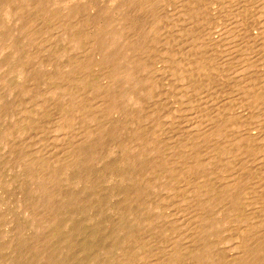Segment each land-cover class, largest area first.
<instances>
[{
	"label": "rangeland",
	"instance_id": "1",
	"mask_svg": "<svg viewBox=\"0 0 264 264\" xmlns=\"http://www.w3.org/2000/svg\"><path fill=\"white\" fill-rule=\"evenodd\" d=\"M33 29L0 73V219L34 156L43 264H264V0H43Z\"/></svg>",
	"mask_w": 264,
	"mask_h": 264
},
{
	"label": "bare ground",
	"instance_id": "2",
	"mask_svg": "<svg viewBox=\"0 0 264 264\" xmlns=\"http://www.w3.org/2000/svg\"><path fill=\"white\" fill-rule=\"evenodd\" d=\"M239 2V1H238ZM236 3V2H235ZM237 4V3H236ZM34 10V12H33ZM179 15V14H178ZM238 20V19H237ZM239 21V20H238ZM16 23L17 25V35L11 33L10 24ZM41 25L43 27V0H0V73L2 70L5 69L6 65H10L11 69L9 70V74H26L30 71V69H33L35 66L33 64V67L27 65L26 62L29 60H32L34 56L38 55L37 53L32 54L30 49L33 47V43H36L37 41H40L37 39V35L43 33V29H40L37 32H34V27L37 25ZM35 25V26H34ZM80 25V24H79ZM231 29V28H230ZM222 30V29H221ZM43 35V34H42ZM41 35V36H42ZM86 37V35H85ZM221 37V36H220ZM41 46L42 51V59L43 61V37L41 40V43H39ZM24 47H23V46ZM90 45V44H88ZM25 47H28L29 49L26 50ZM224 49V48H223ZM68 50V49H67ZM36 52V51H35ZM39 53V52H38ZM41 53V52H40ZM39 53V54H40ZM227 54V53H226ZM26 56V58H25ZM90 56V55H89ZM37 57V56H36ZM26 61H24L25 59ZM228 58V57H227ZM21 61L20 63H23V65H19L18 61ZM40 60V59H39ZM245 61V60H244ZM39 62V61H38ZM231 62V61H230ZM246 62V61H245ZM32 64V62H29ZM16 65H19L18 68ZM43 65V64H42ZM29 66V67H28ZM93 71V70H92ZM43 72V66H40L39 68H36L33 73V78H35L36 75H41ZM22 76V75H21ZM19 76V77H21ZM232 76V75H231ZM8 77V76H7ZM24 77V76H22ZM41 77V76H40ZM4 76L0 77V83L4 82ZM31 80V81H32ZM19 81V80H18ZM31 83V82H30ZM43 84V81L41 83L39 82L37 86H41ZM206 84V83H205ZM24 85V84H23ZM33 85V83H32ZM32 85L30 88H32ZM86 85V84H85ZM26 86V85H25ZM69 86V85H68ZM16 87V86H15ZM34 87V86H33ZM67 87V86H66ZM24 88V87H22ZM77 88V87H76ZM205 88V86H204ZM29 89V88H24ZM23 89V90H24ZM35 89V87L33 88ZM11 90V89H10ZM93 90V89H91ZM31 90H29L30 92ZM3 90H1L0 86V120H3V106H1V97ZM13 92V90H12ZM78 92V91H77ZM253 92V91H252ZM264 92V91H263ZM41 95V93H39ZM89 94V93H88ZM39 96V95H38ZM18 98V97H17ZM20 100V98H18ZM31 99V98H30ZM132 99V98H131ZM22 100V98H21ZM18 101V100H17ZM43 101V100H42ZM93 101V100H92ZM24 102V101H23ZM22 103V102H21ZM24 104V103H23ZM21 104V106L23 105ZM26 104V103H25ZM24 104V105H25ZM38 103L37 105H39ZM18 106V104H16ZM32 105V104H31ZM36 105V106H37ZM98 105V104H97ZM105 105V104H101ZM16 106V107H17ZM27 106V104H26ZM35 106V107H36ZM40 106V105H39ZM42 106V103H41ZM30 107V106H29ZM27 107V109H32L33 107ZM84 107V106H83ZM93 107V106H92ZM247 107V106H246ZM21 108V107H20ZM24 108V107H23ZM8 109V108H7ZM25 109V110H27ZM36 109V108H35ZM34 109V110H35ZM41 109V108H40ZM40 109L35 112L36 116L40 115ZM81 109V108H80ZM11 110V109H10ZM249 110V109H248ZM7 111V110H6ZM17 111V110H16ZM24 111V110H23ZM33 111V110H32ZM41 111H43L41 109ZM103 111V110H102ZM26 112V111H25ZM32 112V113H34ZM94 112V111H93ZM6 113V112H5ZM27 113V112H26ZM31 116H34L31 114V112L28 111ZM74 113V112H73ZM9 114V113H8ZM15 114V113H14ZM7 116V114H5ZM220 115V114H219ZM218 115V116H219ZM5 116V117H6ZM13 118L14 115L12 114ZM34 116V117H36ZM94 116V115H93ZM9 117V116H8ZM16 117V116H15ZM95 117V116H94ZM264 117V116H263ZM8 119V118H7ZM15 119V118H14ZM31 120V118H29ZM34 119V118H33ZM38 119V118H36ZM13 120V119H12ZM24 119H22L23 121ZM39 120V119H38ZM21 121V122H22ZM26 121V120H25ZM28 121V119H27ZM16 122V121H15ZM14 122V124H15ZM24 122V121H23ZM36 122V121H35ZM28 124L31 122H27ZM24 123L23 125L27 124ZM38 123V122H37ZM36 123V125H37ZM13 124V125H14ZM27 124V125H28ZM35 124V123H34ZM17 125V124H16ZM21 125V124H20ZM19 125V126H20ZM33 125V124H32ZM43 125V124H42ZM1 126V125H0ZM35 126V125H34ZM41 125L39 124V127ZM105 126V125H104ZM231 126V125H229ZM228 126V127H229ZM38 127V126H35ZM58 127V126H57ZM23 128V127H22ZM39 131H42L43 129L38 128ZM36 129V130H38ZM65 129V128H64ZM227 129V128H226ZM9 130V129H8ZM12 130V129H11ZM18 130V129H17ZM4 131V130H3ZM20 131V128H19ZM22 131H25L22 129ZM31 131V130H30ZM100 131V130H99ZM21 132V131H20ZM26 132V131H25ZM32 132V131H31ZM35 132V131H34ZM38 132V131H37ZM43 132V131H42ZM77 132V131H76ZM10 133V132H9ZM24 133V132H23ZM27 133V132H26ZM73 133V131H72ZM7 134V132H6ZM15 134V133H14ZM20 134V133H19ZM3 135V134H2ZM5 135V134H4ZM11 135V133H10ZM21 135V134H20ZM43 135V134H42ZM69 135V134H68ZM93 135V134H92ZM13 136V135H12ZM17 136V135H16ZM33 137L38 138L39 136H35L32 134ZM31 137V136H30ZM9 138V136H8ZM29 138V137H28ZM10 139V138H9ZM30 139V138H29ZM33 139V138H31ZM43 139V138H42ZM11 140V139H10ZM39 140V139H38ZM8 141V140H7ZM41 143L42 141L39 140ZM258 141V140H257ZM25 142V140L23 141ZM27 142V141H26ZM29 142V141H28ZM31 142V141H30ZM7 143V142H6ZM12 143V142H10ZM9 143V144H10ZM34 143V142H33ZM35 143L33 146L35 147ZM17 144V143H16ZM29 144V143H28ZM27 144V145H28ZM75 144V143H74ZM24 145V144H23ZM30 145V144H29ZM26 147H31V146ZM22 146V145H21ZM41 146V145H39ZM37 147L39 149H42V147ZM71 146V145H70ZM260 146V145H259ZM2 145L0 142V149ZM13 147H17L16 145ZM12 147V148H13ZM20 147V146H19ZM18 147V148H19ZM11 148V149H12ZM17 148V149H18ZM16 149V148H15ZM26 149V148H25ZM28 149V148H27ZM31 149V148H29ZM248 149V148H247ZM36 150V148H34ZM206 150V149H205ZM11 151V150H10ZM13 151V150H12ZM17 151V150H15ZM27 151V150H25ZM32 151V150H31ZM38 151V149L36 150ZM35 151V152H36ZM74 151V150H73ZM1 152V151H0ZM21 152V151H20ZM41 152V151H40ZM39 152V153H40ZM3 153V152H2ZM15 153V152H14ZM25 153V152H24ZM27 153V152H26ZM29 153V152H28ZM27 153V154H28ZM34 152L32 151V154ZM37 153V155L39 154ZM232 153V152H231ZM26 154V155H27ZM31 154V153H30ZM81 154V153H80ZM79 154V155H80ZM12 155V154H11ZM34 155V154H33ZM32 155V156H33ZM30 156V157H32ZM36 156V155H35ZM75 156V155H74ZM192 156V155H191ZM260 156V155H259ZM24 157V155H23ZM26 157V158H25ZM27 166H32V170H30L29 174L27 175L29 179L37 180L35 182V185L33 188H21L19 191V194L17 195V201L13 203L11 206V213H14L18 211L17 218H15L13 221V226H9V221L7 219L3 220L0 219V264H43V168L36 165L37 159H34V156L32 160L28 156H25ZM37 157V156H36ZM41 157V156H40ZM72 157V156H71ZM261 157V156H260ZM38 158V157H37ZM76 158V157H75ZM23 159V160H25ZM69 159V156L68 158ZM22 160V158H21ZM39 161V160H38ZM67 161V160H66ZM72 161V160H71ZM25 163V164H26ZM40 162H38L39 164ZM172 163V162H171ZM43 163H40V165ZM181 164V163H180ZM24 165H21V169ZM29 166V167H30ZM43 166V165H42ZM180 166V165H178ZM19 167V166H18ZM10 168V162L5 161V159L0 155V181L3 182L1 177L4 176L5 172L9 170ZM66 168V167H65ZM249 168V167H248ZM20 169V168H18ZM23 170V169H22ZM177 170V169H175ZM179 170V169H178ZM185 170V169H184ZM182 172V171H180ZM179 172V173H180ZM264 172V171H263ZM37 173L38 174L36 176ZM77 173V172H76ZM258 173V172H257ZM35 178V179H34ZM55 178V177H54ZM52 178V179H54ZM230 178V177H229ZM188 179V178H186ZM199 179V178H198ZM178 181V180H177ZM187 181V180H186ZM191 181V180H190ZM52 182V181H51ZM179 182V181H178ZM182 182V181H181ZM195 182V181H194ZM232 182V181H231ZM22 183V182H21ZM4 184V183H2ZM232 184V183H231ZM4 186L8 189L11 188L12 183L10 185L5 182ZM23 186V185H22ZM30 186V185H29ZM253 186V185H252ZM21 187V186H19ZM232 187V186H231ZM175 190V189H174ZM18 191V190H17ZM246 191V190H245ZM1 192V191H0ZM180 192V191H179ZM9 193V192H8ZM13 195V194H12ZM164 196V195H162ZM167 196V195H166ZM255 197V196H254ZM4 199V198H3ZM192 199V198H191ZM5 200V199H4ZM3 200V201H4ZM9 201V200H8ZM7 201V202H8ZM11 202V201H10ZM3 204V202H2ZM255 204V203H254ZM224 207V205H223ZM236 209V208H235ZM255 210V209H254ZM257 214V213H256ZM4 216V215H3ZM53 216V215H52ZM51 216V218H52ZM237 216V215H236ZM195 217V216H194ZM1 218V217H0ZM20 220V222H19ZM60 220V219H59ZM58 221H56L57 224ZM47 223V222H46ZM48 224V223H47ZM235 224V223H234ZM233 224V225H234ZM195 225V224H194ZM197 225V224H196ZM11 227V229H10ZM233 228V227H232ZM235 228V227H234ZM245 228V227H244ZM33 231L35 232V235H32L33 237L27 236V231ZM145 231V230H144ZM247 231V230H246ZM231 234V233H230ZM233 234V233H232ZM240 234V233H239ZM257 234V233H256ZM238 235V234H237ZM255 235V234H254ZM235 236V235H234ZM239 237V236H238ZM240 238V237H239ZM238 238V239H239ZM242 239V238H241ZM245 239V238H244ZM246 240V239H245ZM65 241V240H64ZM216 242V241H215ZM218 243V242H217ZM238 245V244H237ZM183 246V245H182ZM162 249V248H161ZM245 249V248H244ZM241 251V250H240ZM245 251V250H244ZM140 252V251H139ZM228 252V251H227ZM243 252V250H242ZM241 252V253H242ZM237 256V253H235ZM240 254V252H239ZM238 254V255H239ZM233 255V254H232ZM231 255V256H232ZM241 255V254H240ZM229 256V255H228ZM234 256V255H233ZM227 258V257H226ZM237 258V257H236ZM209 260V258H208Z\"/></svg>",
	"mask_w": 264,
	"mask_h": 264
}]
</instances>
